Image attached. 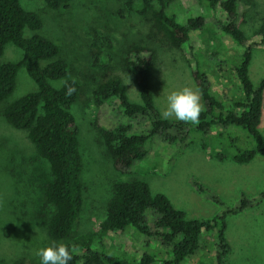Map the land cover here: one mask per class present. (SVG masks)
I'll use <instances>...</instances> for the list:
<instances>
[{
  "label": "rangeland",
  "instance_id": "1",
  "mask_svg": "<svg viewBox=\"0 0 264 264\" xmlns=\"http://www.w3.org/2000/svg\"><path fill=\"white\" fill-rule=\"evenodd\" d=\"M20 4L36 12L42 21L37 30L25 28L24 36L38 34L58 47V54L41 60L40 66L58 58L67 64L66 75L49 83L60 87L62 81L73 78L80 86L70 112L78 130L83 203L69 237L51 239L47 223L53 209L44 198L51 180L48 164L37 155L27 133L12 127L2 115L8 103L36 89L34 81L21 68L13 92L0 102V264H41L36 255L38 249L52 241L67 244L80 234L96 231L105 217L113 183L135 179L146 181L152 192L165 194L189 218L226 213L225 236L231 246L228 263L264 264V197H261L264 155L256 154L250 162L242 164L230 157L236 148L253 147L243 129L191 131L184 145L179 141L166 142L157 135L146 142L147 155L121 172L113 166L94 127L98 118L105 126L130 125L129 133L139 134L149 128L146 117L137 121L128 119L117 104L109 109L108 104L96 105L93 95L98 82L118 76L129 99L139 101L134 73L124 64L127 49L133 44L153 51L150 85L161 113L171 91L185 85L196 87L191 74L194 58L224 111L242 101L234 66L245 47L222 32L216 16L224 17L218 12L215 16L203 0H166L168 10L179 22L194 17L202 19V25L191 31L189 43L175 49L153 27L151 14L142 16L135 11L141 6L139 1L133 10L125 6L124 0H70L57 9L48 8L44 0H21ZM263 23L264 0H240L238 25L247 43L260 40L258 33ZM21 57L22 50L8 43L0 55V64L17 62ZM249 76L254 85L264 78V45L251 49ZM259 129L264 137V90ZM219 130L223 131L221 135ZM217 154L226 158H218ZM193 181L201 185V190ZM243 200L253 202L241 210L228 212L239 207ZM105 246L121 257L139 259L143 252L155 254L153 264H161L171 255L159 239L141 236L133 229L112 233L105 239ZM215 254V234L204 232L198 250L181 264H216Z\"/></svg>",
  "mask_w": 264,
  "mask_h": 264
},
{
  "label": "trees",
  "instance_id": "2",
  "mask_svg": "<svg viewBox=\"0 0 264 264\" xmlns=\"http://www.w3.org/2000/svg\"><path fill=\"white\" fill-rule=\"evenodd\" d=\"M21 0H0V55L6 44L11 43L22 50L17 62L0 64V102L14 90L19 69L24 68L36 84L34 91L28 92L8 103L2 109L5 120L14 128L23 130L33 145L37 155L49 167L51 180L47 183L44 198L52 207L47 223V233L53 240L68 238L76 222L83 203V184L81 181L82 159L79 150L78 130L70 107L75 102L80 86L75 81L76 91L67 96V89L52 86L49 81L62 78L67 73L66 62L58 58L45 66L41 60L50 59L58 54V47L38 34L24 36V29L37 30L41 27L40 16L24 9ZM70 0H44L50 9L65 6ZM136 1L140 8L135 11L147 16L151 14L153 27L161 33L168 45L180 49L188 44L191 31L202 25V19L194 17L185 23L177 20L168 10L166 0H124L125 6L133 10ZM216 16L222 32L233 42L245 47L238 64L234 66L235 75L240 83L243 100L236 101L232 109L223 110L220 102L210 92V84L201 65L194 58L191 74L196 87L203 94L202 102L206 110L200 116V123H190L163 119L157 107L150 85V71L154 63L153 51L140 44L127 49L124 64L135 76L139 101L129 99L126 87L118 76H110L96 84L93 95L96 105L116 104L122 114L136 121L146 117L150 124L143 133H129L130 125L116 123L102 125L97 118L94 127L101 136L113 166L126 172L132 165L143 159L147 153L146 142L160 135L166 142L179 141L184 145L191 131L208 132L212 128L235 127L243 129L253 141L251 148H236L230 155L239 164L250 162L256 154L264 155V137L259 129L264 90V78L254 85L249 76L251 49L264 45V23L260 27V40L247 43L244 32L238 25L240 0H203ZM157 4L158 7H154ZM220 16V17H219ZM116 101H115V100ZM110 113V112H109ZM173 130L174 134L169 132ZM223 131H218L219 135ZM221 132V133H220ZM218 158H226L217 154ZM198 190L201 185L193 181ZM264 197V191L261 193ZM214 200H218L213 195ZM253 200H243L241 205L228 212L241 210ZM226 213L210 218H189L185 212L173 206L169 198L161 192H152L144 180L115 181L112 195L107 204L105 217L98 229L80 234L67 245L73 259L69 264H153L155 254L143 252L139 259L121 257L111 253L105 246V239L112 233L133 229L141 236L155 237L171 255L161 264H181L192 256L200 246L204 232H214L216 239V264H229L231 246L225 236Z\"/></svg>",
  "mask_w": 264,
  "mask_h": 264
},
{
  "label": "clouds",
  "instance_id": "3",
  "mask_svg": "<svg viewBox=\"0 0 264 264\" xmlns=\"http://www.w3.org/2000/svg\"><path fill=\"white\" fill-rule=\"evenodd\" d=\"M61 83L67 89V96H71L76 91L73 78ZM128 83H130L129 78ZM202 100L201 89L185 85L171 91L167 95L166 106L161 116L165 120L174 118L176 121L198 126L200 116L206 110ZM36 255L40 258L41 264H69L73 259L70 246L63 242L57 243L56 241H52L51 244L38 249Z\"/></svg>",
  "mask_w": 264,
  "mask_h": 264
}]
</instances>
